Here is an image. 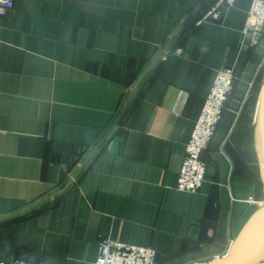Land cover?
Instances as JSON below:
<instances>
[{"label": "crops", "instance_id": "obj_1", "mask_svg": "<svg viewBox=\"0 0 264 264\" xmlns=\"http://www.w3.org/2000/svg\"><path fill=\"white\" fill-rule=\"evenodd\" d=\"M216 2L14 0L0 18V259L95 264L107 238L157 264L229 252L264 206V37L242 45L251 0L200 24ZM224 66L236 80L208 180L178 191Z\"/></svg>", "mask_w": 264, "mask_h": 264}, {"label": "built area", "instance_id": "obj_2", "mask_svg": "<svg viewBox=\"0 0 264 264\" xmlns=\"http://www.w3.org/2000/svg\"><path fill=\"white\" fill-rule=\"evenodd\" d=\"M237 0H217L214 6L199 20V23L221 20L224 12ZM14 8V0H0V18ZM264 37V0H251L250 10L243 29L242 45L253 48ZM181 54L182 49L177 48ZM235 76L232 68L221 67L213 87L205 99L202 112L195 122L191 138L177 177L175 188L181 192H198L209 177V164L204 155L217 134L224 118L226 102L233 91ZM0 264H36L22 258L0 259ZM95 264H157V253L150 247H141L112 239L100 241Z\"/></svg>", "mask_w": 264, "mask_h": 264}, {"label": "water", "instance_id": "obj_3", "mask_svg": "<svg viewBox=\"0 0 264 264\" xmlns=\"http://www.w3.org/2000/svg\"><path fill=\"white\" fill-rule=\"evenodd\" d=\"M259 156L264 176V84L260 97ZM264 261V206L237 238L229 252L209 264H260Z\"/></svg>", "mask_w": 264, "mask_h": 264}, {"label": "trees", "instance_id": "obj_4", "mask_svg": "<svg viewBox=\"0 0 264 264\" xmlns=\"http://www.w3.org/2000/svg\"><path fill=\"white\" fill-rule=\"evenodd\" d=\"M231 95H232V93L230 94L229 98L231 97ZM229 98H228V100H229ZM228 100H227V102H226V105H227V103H228ZM225 110H226V106H225ZM225 110H224V114H225ZM205 154H206V153H205ZM204 158H205V160L207 161L205 155H204ZM207 162H208V161H207Z\"/></svg>", "mask_w": 264, "mask_h": 264}, {"label": "rangeland", "instance_id": "obj_5", "mask_svg": "<svg viewBox=\"0 0 264 264\" xmlns=\"http://www.w3.org/2000/svg\"><path fill=\"white\" fill-rule=\"evenodd\" d=\"M252 106V105H251Z\"/></svg>", "mask_w": 264, "mask_h": 264}]
</instances>
